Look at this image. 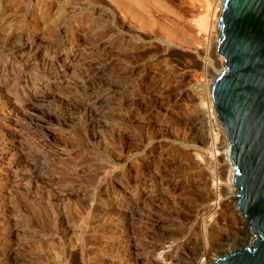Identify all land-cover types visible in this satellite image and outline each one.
Segmentation results:
<instances>
[{
  "label": "rangeland",
  "instance_id": "obj_1",
  "mask_svg": "<svg viewBox=\"0 0 264 264\" xmlns=\"http://www.w3.org/2000/svg\"><path fill=\"white\" fill-rule=\"evenodd\" d=\"M221 3L0 0V264H139L191 234L195 264L222 257L242 217L210 119Z\"/></svg>",
  "mask_w": 264,
  "mask_h": 264
},
{
  "label": "water",
  "instance_id": "obj_2",
  "mask_svg": "<svg viewBox=\"0 0 264 264\" xmlns=\"http://www.w3.org/2000/svg\"><path fill=\"white\" fill-rule=\"evenodd\" d=\"M217 31L225 69L211 95L229 141L238 207L255 237L215 264H264V0H224Z\"/></svg>",
  "mask_w": 264,
  "mask_h": 264
},
{
  "label": "bare ground",
  "instance_id": "obj_3",
  "mask_svg": "<svg viewBox=\"0 0 264 264\" xmlns=\"http://www.w3.org/2000/svg\"><path fill=\"white\" fill-rule=\"evenodd\" d=\"M223 3H224V0H222V3H221L222 6H223ZM221 12H222V8H221ZM221 12H219L220 14H219V16H217L218 20H219V17L221 15ZM218 20H217V23H218ZM38 53H39V51H36L35 55H38ZM219 56H221V55H219ZM222 61H224V59ZM222 67L224 69L223 65H222ZM223 69L220 70V73L223 71ZM97 70L98 69H96V70L94 69V71H92V75L97 73ZM63 71H65V70H63ZM219 74L216 75V78L219 76ZM115 92H116V90H111L110 92L106 93L105 95H101V96H96L95 95L94 98L90 101L89 106L94 111V113H93V116H94L93 117V119H94L93 121H94V123L98 124V123H102L103 122L102 121L101 111L103 109L105 110V106L109 103L108 102L109 98H111V96ZM98 95H100V94H98ZM210 100L213 101L211 92H210ZM213 107L214 108L212 110V114L210 115V119L212 121H214L215 123H217V126L220 127L221 132L223 133L224 139L226 140V144H225L224 147H226V149L228 150L229 141H228L227 134H226V132L224 130V127L221 125V123L217 119L214 103H213ZM195 123L197 124V122H195ZM224 161L226 162L225 165L228 166V168L230 167L229 169H231L229 182H231V186L233 185L232 187L235 188L234 192L232 191V196L229 197V199L226 198L225 205L232 204V201L235 202V204H233V205H235L233 209L240 214V217H242V222H240V223L238 222L239 223L238 231H236V232L234 231V232H231V233L228 232V233H224L223 234V242H224L223 244L224 245L222 246V248H220V250H218L219 251L218 255H220L222 257L228 256V255H230L233 252L241 251L242 249H244L246 247H250L251 246V242L253 241V239L255 237V234L253 233V231L250 228L249 219L245 215H242L243 212L238 207L239 199L235 195V193L238 191V189H237V187H236V185L234 184V181H233L234 166L231 163V158L229 156V151L227 152V154H225ZM179 186L180 185H174V189H178ZM150 190L151 189L146 191V189H145V192H146L147 196H151L152 195L153 192L150 191ZM208 192H209V195H210L209 197L210 198L212 197L211 199L219 198L218 197L219 193H218L217 189L214 188V185H212V187L210 188V190ZM230 206H227L229 208H227L226 210H230ZM215 213H217V212L213 208V205L208 203L206 206L201 207V208L198 209V211L195 214V219L194 220L196 222L197 221L199 222V220L201 221V219H200L201 215H203V216L208 215V214L209 215L210 214L214 215ZM194 237H196V236H194ZM196 239L197 238H193L192 234H191L190 236L183 238L182 241H180V242L177 241L178 243L170 241L169 243L166 242V243H161V244L160 243L154 244L153 242L150 241L149 245H147L145 249H140L139 247H137V249H135L133 252H131V254L132 253L134 254V256H135L134 259L139 264H186V262H188V263L190 262V264H195L201 258H205V257L209 258L210 255H211V253L207 252L205 249H203L199 245L198 240H196ZM237 239H238L239 242H241V244L238 245L236 248L230 249V243L238 242V241H236ZM138 242H140V241H138ZM237 244H239V243H237ZM11 256H12V258H15L14 250L11 253ZM217 257L218 256H215L214 259L212 258L213 261L207 262L206 264H215V262L217 260ZM207 258H205V259L207 260ZM115 259H113V260L117 261L119 264H122L121 263L122 260L120 261L117 258H115ZM205 259H204V261H205ZM204 263H202V264H204Z\"/></svg>",
  "mask_w": 264,
  "mask_h": 264
}]
</instances>
